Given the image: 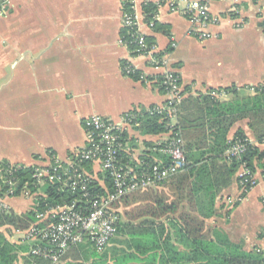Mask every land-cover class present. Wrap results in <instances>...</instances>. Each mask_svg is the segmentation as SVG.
Segmentation results:
<instances>
[{"label": "crops", "instance_id": "crops-1", "mask_svg": "<svg viewBox=\"0 0 264 264\" xmlns=\"http://www.w3.org/2000/svg\"><path fill=\"white\" fill-rule=\"evenodd\" d=\"M137 1L142 8L144 0ZM193 1L178 2L172 11L166 0H151L160 4L157 21L165 30L145 20L141 28L156 53H169L183 90L189 87L193 96L225 89L256 95L264 87V0H212L209 13L219 21L205 40L189 35L186 9ZM7 10L0 16V162L32 167L50 153L67 159L86 144V118L118 120L167 102L159 84L164 71L122 42L123 0H7ZM124 63L147 80L125 76ZM233 98L225 93L221 101ZM248 123H236L229 142L238 130L256 140ZM240 194L235 179L210 226L247 250L264 248L257 239L264 229V183L233 209Z\"/></svg>", "mask_w": 264, "mask_h": 264}, {"label": "trees", "instance_id": "trees-1", "mask_svg": "<svg viewBox=\"0 0 264 264\" xmlns=\"http://www.w3.org/2000/svg\"><path fill=\"white\" fill-rule=\"evenodd\" d=\"M159 7L160 4L151 0H144L142 5L145 22L154 21L153 29L158 31L165 30L156 20ZM122 38L128 43L131 41L125 29ZM147 40L155 45L152 38ZM128 48L134 56V45ZM139 74L132 77L138 80ZM212 92L233 93L234 98L221 101L222 97L212 96ZM255 93L244 96L237 90L225 89L193 96L187 87L183 90L184 98L178 106L174 127L166 115L146 114L129 141L138 158L148 163H167L168 159L155 149L159 142L164 144L179 132L185 143L186 168L159 187L134 192L115 204L120 215L118 231L103 253H97L89 245L75 246L60 264H264V251L247 250L244 243H235L217 226H210V221L217 217L219 198L235 179L241 191L239 173L243 165L264 177V146L260 145L264 139V87L256 88ZM245 119L249 120L248 126L257 144L249 145L240 159L228 160L226 151L232 145L230 130ZM124 137L128 139V133ZM236 138L247 137L243 130H238ZM33 170L34 167H28L17 172L21 181L17 184L16 196H20L27 182L35 191L30 178ZM44 191L49 192L53 203L72 198L54 192L51 187ZM246 195L241 193L238 197ZM239 204L236 200L231 207L234 209ZM35 221L34 211L18 214L13 209H0V264L22 261L50 264L28 255V246L9 240L16 230H26ZM257 239L264 240V229Z\"/></svg>", "mask_w": 264, "mask_h": 264}, {"label": "built area", "instance_id": "built-area-1", "mask_svg": "<svg viewBox=\"0 0 264 264\" xmlns=\"http://www.w3.org/2000/svg\"><path fill=\"white\" fill-rule=\"evenodd\" d=\"M172 11H177L178 2L185 0H166ZM212 0L190 2L186 15L191 24L189 35L205 40L212 38L208 32L211 24L219 20L212 18L209 4ZM126 4L128 5L126 8ZM0 16L7 13V0H2ZM123 28L128 31L130 43L122 38L129 47L134 45L135 57L149 61L152 69L163 70L159 84L168 100L163 106L146 110H137L122 115L118 120L92 115L83 121L86 134L84 147L73 151L67 159L48 154L32 166V191L29 182L16 196L17 184L21 177L19 170L28 166L0 163V209L9 210L6 200L26 197L31 201L29 211L35 212V222L26 230H16L12 237L15 243L29 247L28 255L50 264H60L67 252L75 246L89 245L97 253H103L116 237L120 221L119 210L115 204L122 198L134 193L155 189L166 181L183 172L188 164L185 143L179 132L164 144L159 142L157 150L168 159L167 163H148L138 158L130 147V138L141 124L146 114L166 115L174 127L178 118V106L182 102L183 88L181 78L170 66L168 54L156 53L155 45L149 44L142 31L145 19L137 0H123ZM157 20V17H156ZM146 25L153 29L155 22ZM175 43L172 48H175ZM138 71L127 64L123 68L125 76L132 77ZM138 80L146 81L140 73ZM212 96L223 97L224 94L212 92ZM128 133L129 138L124 134ZM256 140L233 139L226 151L228 160L240 159L249 145H256ZM264 146V139L260 143ZM90 167V169H88ZM241 193L248 194L264 177H258L251 170L242 166L239 173ZM51 187L54 192L70 195L64 202L53 203L45 188ZM237 201L242 198L238 197Z\"/></svg>", "mask_w": 264, "mask_h": 264}, {"label": "rangeland", "instance_id": "rangeland-1", "mask_svg": "<svg viewBox=\"0 0 264 264\" xmlns=\"http://www.w3.org/2000/svg\"><path fill=\"white\" fill-rule=\"evenodd\" d=\"M8 11V10H7ZM17 200H6V205L13 209L16 213L18 214H21L19 212H26V211H29L30 208H31V201H29L26 197H19L18 198V201L16 203ZM17 210V211H16ZM15 241L18 239V237H15ZM120 240H122V236L119 237ZM9 240L11 242H15V241H12V237L9 238ZM117 246H121V244H117ZM251 249L252 250H255L257 252H263L264 251V248L263 247H258L256 245H251ZM22 261V260H21ZM19 264H24L23 261L22 262H19Z\"/></svg>", "mask_w": 264, "mask_h": 264}]
</instances>
